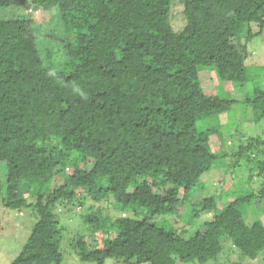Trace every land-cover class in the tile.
I'll return each instance as SVG.
<instances>
[{"label": "trees", "instance_id": "trees-1", "mask_svg": "<svg viewBox=\"0 0 264 264\" xmlns=\"http://www.w3.org/2000/svg\"><path fill=\"white\" fill-rule=\"evenodd\" d=\"M171 7L0 0V11L33 8L63 29L40 48L29 18L0 16V206L32 209L34 219L7 264H61L64 253L94 264H203L218 261L224 239L232 264L264 255V135L226 136L236 105L264 118V86L249 88L246 65L264 0H182L179 30ZM203 66L247 90L205 92ZM215 168L219 188L195 202ZM77 213L86 230L69 234Z\"/></svg>", "mask_w": 264, "mask_h": 264}, {"label": "rangeland", "instance_id": "rangeland-1", "mask_svg": "<svg viewBox=\"0 0 264 264\" xmlns=\"http://www.w3.org/2000/svg\"><path fill=\"white\" fill-rule=\"evenodd\" d=\"M181 10L182 0H172L171 23L174 30H179L183 25V20L180 14ZM52 14H54L53 10ZM0 16L4 18L16 16H25L29 18L32 21V24L34 25L35 34L38 40L37 43L39 44L40 48L44 46L58 44L54 40L48 41V39L44 37L45 34L53 31L54 34H59L60 36H63V29L60 23L53 21L50 14L38 12L33 8L32 10H29V8L16 10L6 9L0 11ZM247 48L249 51V57L246 61V65L249 67V75H251L250 80H248V85H250L249 88H251L252 85L255 83L257 85L264 86V32L261 36H257L253 38V40L248 42ZM198 73L203 89L207 93L215 94L217 93V91H219L220 88L228 96L230 94L232 96H239L247 90L246 87L241 86L238 82H220L216 70L211 66L201 67ZM232 112L233 119L232 117H230V119L233 120V128L231 129V132L227 133V137L232 136L233 138H237L239 136L241 139V142L239 141L240 144L246 142L250 138V136H257V133H261L264 135V118L261 119L259 122H255L253 120L250 108L244 106L243 104L234 106L232 108ZM233 141L234 139H230L227 140V142L225 143V148H229L231 150L229 156H235V152L237 151L236 144H234ZM231 148L235 149L232 150ZM214 150L217 149L214 148ZM229 156L227 157L228 159L231 158ZM242 171V168H238L236 174L240 175ZM1 173L2 171L0 168V174ZM243 175L244 174H241V176ZM221 177H223V170L219 168L212 169L211 171L203 174L201 183L193 190L192 200L196 202L197 199H199L202 195H206L214 190H217L220 186L219 178ZM223 178L222 180H224ZM227 179L229 180L230 177L228 176ZM54 184L57 183L54 182L53 185ZM256 185H258V183ZM23 189L26 192L27 185L23 186ZM71 209L73 210L64 211L63 213H61V215L66 218L79 211L78 207H72ZM57 213H59V208L57 210ZM109 214L115 216V213L112 211H110ZM78 215L79 214L77 213V217ZM258 215L261 216L262 214L259 213ZM32 217V209H22L20 212L17 210L6 211L0 206V264H7L8 262H10V260H12L16 253H18L22 243L25 241V239L30 233L29 229L32 224V221L34 220ZM78 218L79 219H77V222L75 223H71V221H69L68 219L67 227L69 228V234H82L85 232V225L83 223H80V217ZM247 219L249 218L247 217ZM178 224L179 223L164 225L167 227H172L173 225L178 226ZM222 244L224 247L223 255H220L221 257L218 258V261H207L203 264H232L231 262L233 260V257L229 249L231 246L225 239L222 241ZM226 255H229L228 259H225ZM263 256L264 255L260 256L254 261L244 258V264H264ZM61 264L94 263L82 262L80 260H77V258L74 257L71 253H64V258Z\"/></svg>", "mask_w": 264, "mask_h": 264}]
</instances>
